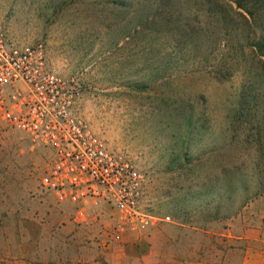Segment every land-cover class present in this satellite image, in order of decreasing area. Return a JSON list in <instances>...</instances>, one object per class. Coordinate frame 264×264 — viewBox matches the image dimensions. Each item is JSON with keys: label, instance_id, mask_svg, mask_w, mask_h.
<instances>
[{"label": "rangeland", "instance_id": "1", "mask_svg": "<svg viewBox=\"0 0 264 264\" xmlns=\"http://www.w3.org/2000/svg\"><path fill=\"white\" fill-rule=\"evenodd\" d=\"M258 14L229 0H0L9 36L44 43L85 122L146 176L156 218L120 233L108 204L80 216L41 186L50 152L1 127L0 264H235L264 251Z\"/></svg>", "mask_w": 264, "mask_h": 264}, {"label": "built area", "instance_id": "2", "mask_svg": "<svg viewBox=\"0 0 264 264\" xmlns=\"http://www.w3.org/2000/svg\"><path fill=\"white\" fill-rule=\"evenodd\" d=\"M70 81L48 64L43 42L19 44L0 25V128L19 130L46 148L44 190L86 215L89 204L112 206L117 231H145L156 220L144 208L146 176L113 152L77 109Z\"/></svg>", "mask_w": 264, "mask_h": 264}, {"label": "trees", "instance_id": "3", "mask_svg": "<svg viewBox=\"0 0 264 264\" xmlns=\"http://www.w3.org/2000/svg\"><path fill=\"white\" fill-rule=\"evenodd\" d=\"M229 2L234 3L238 9L243 10L250 16L251 21L256 23L260 19L258 12H262L264 9V0H229ZM248 46L264 56V35L261 33L258 35L257 40L256 38L249 40Z\"/></svg>", "mask_w": 264, "mask_h": 264}, {"label": "crops", "instance_id": "4", "mask_svg": "<svg viewBox=\"0 0 264 264\" xmlns=\"http://www.w3.org/2000/svg\"><path fill=\"white\" fill-rule=\"evenodd\" d=\"M264 230V229H263ZM234 251H239L238 248H234ZM241 258L235 264H264V251L256 250L254 248H243L241 250ZM208 262H197L194 264H207ZM148 264V263H145ZM214 264H234L233 262L227 261H216Z\"/></svg>", "mask_w": 264, "mask_h": 264}]
</instances>
